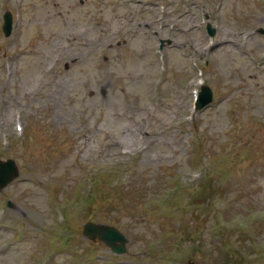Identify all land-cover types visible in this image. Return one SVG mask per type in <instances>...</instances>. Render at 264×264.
<instances>
[{
    "label": "rangeland",
    "instance_id": "374dc122",
    "mask_svg": "<svg viewBox=\"0 0 264 264\" xmlns=\"http://www.w3.org/2000/svg\"><path fill=\"white\" fill-rule=\"evenodd\" d=\"M260 26L264 0H0V156L20 167L0 264L53 247L45 264H264ZM199 69L215 98L194 112ZM88 220L128 255L88 242Z\"/></svg>",
    "mask_w": 264,
    "mask_h": 264
},
{
    "label": "water",
    "instance_id": "95a60500",
    "mask_svg": "<svg viewBox=\"0 0 264 264\" xmlns=\"http://www.w3.org/2000/svg\"><path fill=\"white\" fill-rule=\"evenodd\" d=\"M12 16L10 13L6 14V25L5 30L7 34L11 31ZM264 31V29H262ZM212 99V91L209 87H204L200 100L199 107L208 104ZM3 172V173H2ZM17 174V168L14 165L13 160L1 161L0 160V185L5 184L13 176ZM85 234L90 235V237L99 236L101 239L105 240L115 251L123 252L125 251V242L127 241L125 235L121 233L117 228L109 225H100L92 222H88L84 230ZM120 241L121 243H117Z\"/></svg>",
    "mask_w": 264,
    "mask_h": 264
},
{
    "label": "bare ground",
    "instance_id": "6f19581e",
    "mask_svg": "<svg viewBox=\"0 0 264 264\" xmlns=\"http://www.w3.org/2000/svg\"><path fill=\"white\" fill-rule=\"evenodd\" d=\"M194 81H195L196 83H200V82H201V81L199 82V80H196V79H194Z\"/></svg>",
    "mask_w": 264,
    "mask_h": 264
}]
</instances>
